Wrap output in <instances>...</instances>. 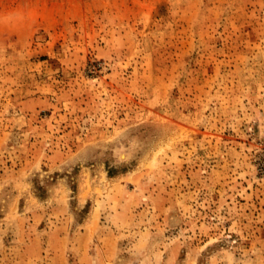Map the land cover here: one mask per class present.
Returning <instances> with one entry per match:
<instances>
[{"label": "rangeland", "instance_id": "obj_1", "mask_svg": "<svg viewBox=\"0 0 264 264\" xmlns=\"http://www.w3.org/2000/svg\"><path fill=\"white\" fill-rule=\"evenodd\" d=\"M0 264H264V0H0Z\"/></svg>", "mask_w": 264, "mask_h": 264}]
</instances>
